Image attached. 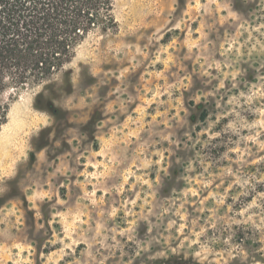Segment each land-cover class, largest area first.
I'll list each match as a JSON object with an SVG mask.
<instances>
[{"label": "rangeland", "instance_id": "1", "mask_svg": "<svg viewBox=\"0 0 264 264\" xmlns=\"http://www.w3.org/2000/svg\"><path fill=\"white\" fill-rule=\"evenodd\" d=\"M114 13L56 115L5 95L0 264H264V0Z\"/></svg>", "mask_w": 264, "mask_h": 264}, {"label": "trees", "instance_id": "2", "mask_svg": "<svg viewBox=\"0 0 264 264\" xmlns=\"http://www.w3.org/2000/svg\"><path fill=\"white\" fill-rule=\"evenodd\" d=\"M116 1L0 0V128L9 120L5 95L23 87H42L36 109L52 115L61 110L56 93L72 92L68 66L80 45L96 32L118 30ZM257 190L264 193V180Z\"/></svg>", "mask_w": 264, "mask_h": 264}]
</instances>
